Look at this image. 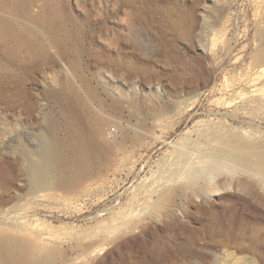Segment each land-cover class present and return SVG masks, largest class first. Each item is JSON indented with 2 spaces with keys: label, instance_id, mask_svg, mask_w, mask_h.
<instances>
[{
  "label": "rangeland",
  "instance_id": "1",
  "mask_svg": "<svg viewBox=\"0 0 264 264\" xmlns=\"http://www.w3.org/2000/svg\"><path fill=\"white\" fill-rule=\"evenodd\" d=\"M262 21L264 0H0V242L62 250L45 264H264V184L146 208L189 143L264 145Z\"/></svg>",
  "mask_w": 264,
  "mask_h": 264
},
{
  "label": "bare ground",
  "instance_id": "2",
  "mask_svg": "<svg viewBox=\"0 0 264 264\" xmlns=\"http://www.w3.org/2000/svg\"><path fill=\"white\" fill-rule=\"evenodd\" d=\"M197 1L200 2L201 0ZM191 13V6H181L176 16L177 23L181 29L186 30L188 28L191 21ZM262 22L264 23V21ZM255 32L259 45L253 55V61L254 65H259L264 61V24L257 26ZM188 65H186L187 67L183 65V69L191 67ZM238 82L249 83L250 79L245 77L239 79ZM98 124L96 125L95 133L101 130V126ZM107 132L111 133V130L107 129ZM189 145L190 148H181L173 156L174 158L171 159L172 167L168 169L170 171L161 181L157 182L153 190L156 195L154 200L146 203V208L152 210L157 215L161 212L162 207L172 200V196L177 195L176 193L180 189L184 190V192L185 190H189L192 196H196V198L208 199L213 193L232 190L234 182L241 185V183L247 181L252 183L250 185L251 188H253L254 184H264L263 144L244 140L234 135L230 137H218L217 145L214 146L209 144L201 146L196 142L189 143ZM102 150L100 146L94 144L85 152L88 158H92L98 156ZM88 170L90 171V169ZM88 170L81 165L74 166L68 175L64 174V176L59 177L55 182L53 181V185H46L42 189L50 190L54 187L64 190L72 189V187L78 185L84 179ZM242 188L244 189L245 186ZM139 220L138 218L129 219V223H137ZM9 229L14 232L18 228L17 226L10 225ZM98 240H101V238ZM26 241L23 243L19 239L9 236L1 240L0 264H45L48 259L62 256V250L59 248H46L37 241ZM93 245L94 243H86L83 250L89 251L90 248V250L95 251L94 248L96 246L92 248ZM102 248L100 247V249ZM97 249L96 251H98ZM153 264H166V260L162 258L153 262Z\"/></svg>",
  "mask_w": 264,
  "mask_h": 264
}]
</instances>
